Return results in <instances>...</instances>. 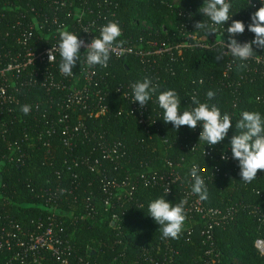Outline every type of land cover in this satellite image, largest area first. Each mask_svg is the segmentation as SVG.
<instances>
[{"label": "trees", "instance_id": "16d2710c", "mask_svg": "<svg viewBox=\"0 0 264 264\" xmlns=\"http://www.w3.org/2000/svg\"><path fill=\"white\" fill-rule=\"evenodd\" d=\"M13 1L22 8L7 9L5 17L0 18V62L6 60L8 51L10 56L19 52L15 43L19 32L16 24L20 23L21 14H29V4L40 3L39 0ZM229 2L233 19L224 26H214L217 35L212 34L214 39L208 45H201L198 40H185L183 33L206 35L193 26L203 21L211 24L199 11L204 0H178L175 4L164 0H108L107 9L98 6L96 0H76L74 5L85 13L84 19L104 13L108 22L119 24L122 35L118 44L122 41V46L147 50L150 42H158L171 46L172 51L155 58L135 54L119 60L110 58L107 71H101L109 72L106 77L110 84L109 110L105 116L88 118L89 135H76L73 149L65 147L56 135L49 148L25 147L29 156L24 165L17 167L5 162L0 167V229L5 227L8 231L16 224L30 234L38 230L40 223L46 228L53 218L63 230L66 245L71 246L69 259L73 264H80V259L89 264L202 262L209 245L203 242L205 222L198 215L185 209L186 220L179 238L164 239L160 226L147 213L149 203L156 198L164 197L173 205L183 199L184 191L191 189L190 170L195 162L204 170L200 173L203 179L206 178L205 204L224 210L235 208L224 226L214 231L216 251L223 255L226 264H264V257L255 248L256 239L264 237V224L259 220L264 211V170H259L257 178L246 184L241 181L238 161L221 158L228 151L231 154L230 138L236 133L235 123L242 112L255 111L264 117V64L256 58L263 51L253 46L256 53L247 61L235 60L229 54L220 62L215 60V54L225 50L220 42L227 41L226 29L233 20H240L246 26L245 32L236 37L238 41L255 38L247 30L251 22L248 0ZM261 6L264 3L260 2ZM21 22L25 24V18ZM241 63L246 66L239 68ZM145 76L158 85V92L175 90L181 100V112L195 106L191 98L196 96L201 102L215 104L222 114L228 113L233 126L225 140L209 146L199 142L202 125L195 130L182 126L178 131L173 125L165 124L155 95L145 111V118L152 117V121L142 124L128 115L129 101L116 87L119 83L128 87ZM208 91L215 93L211 100L207 98ZM20 95L22 102L15 113L2 118L9 123L10 133L0 135L1 154L9 153V141L24 131L44 129L56 117L54 107L46 102L53 94L44 87H25ZM22 105L31 106L28 115L20 110ZM99 140L120 142L121 152L104 159L103 148L97 144ZM96 160L99 165L94 172L90 166ZM216 168L219 172L214 173ZM162 175L173 178L177 175L179 179L169 183V191L162 182L153 184L146 179ZM127 179L135 185L132 197L126 195L127 188L104 189L106 183ZM107 198L111 205L105 204ZM114 215L120 217L119 226L113 225ZM8 244L13 247L8 249ZM65 247L62 253H68ZM20 250L16 239H0V264H23L22 260L13 258ZM58 262L47 253L40 264Z\"/></svg>", "mask_w": 264, "mask_h": 264}, {"label": "built area", "instance_id": "2783aa9c", "mask_svg": "<svg viewBox=\"0 0 264 264\" xmlns=\"http://www.w3.org/2000/svg\"><path fill=\"white\" fill-rule=\"evenodd\" d=\"M39 5L36 3L29 4V14H21V21L25 18V24L20 21L16 24L19 27V32L15 38V43L19 48V52L14 56H10L9 51L6 54V60L0 62V135L6 136L10 133V125L3 120L4 116H11L22 102L20 92L25 87L40 86L46 91L53 94L46 100L49 106L54 107L56 117L44 129L34 130L32 132H23L14 141H9V153L1 154L0 152V167L5 163L20 167L26 163L28 153L25 147H51L52 139L58 136L62 144L73 149L76 146L75 137L78 134L89 135L88 118H99L105 116L109 110L108 98L110 84L107 80L109 67L104 68L99 65L89 66L86 62V48H81V60L77 62L73 69L71 77L65 76L59 72V54H56V60L49 63L48 50L56 47L59 41L58 28L62 26L72 33L79 36L86 43H90L95 36L100 35L102 26L108 23V19L104 13H99L95 17L84 19V12L79 11V7L74 4L76 0H39ZM98 6L102 5L106 9L109 8L108 0H96ZM260 2L257 0H248L247 12L250 16L258 10ZM254 5V6H253ZM101 7V6H100ZM21 9L22 5L14 4L13 0H0V18L5 17L7 9ZM233 19L232 16H230ZM69 18V21H65ZM28 19V20H27ZM116 22V21H114ZM117 23V22H116ZM254 34V33H253ZM185 40H198L201 45L209 44L213 40V35L198 37L197 34H190L185 31L183 33ZM239 41V42H249ZM223 44V42H220ZM149 49L144 50L139 47L120 46L116 52L110 54V58L122 59L127 55L135 54L137 56L160 57L172 51V47L158 42H150ZM122 47V54L120 48ZM131 49V53H128ZM261 56H257V60L264 64V49ZM227 52L226 48L224 50ZM231 64H229L230 67ZM117 91L123 93V97L129 101V107L126 109L128 115L138 118V122L142 124L149 123L153 118H145L146 106L143 110L140 109L138 102L133 103L132 89L130 86L125 87L123 83H119L116 87ZM55 104V105H54ZM39 105V104H37ZM54 105V106H53ZM120 114L122 112H119ZM77 118H72L73 115ZM49 121V120H48ZM98 146L103 148V158L109 159L112 154L118 155L121 152L122 144L120 142L109 143L108 141H100ZM231 158L230 151L226 153ZM99 161L96 160L90 167L96 172ZM1 169V168H0ZM219 172L216 168L214 173ZM214 173L212 175H214ZM210 177V175L208 176ZM146 179L158 184L162 182L163 186L169 189V183H176L179 176L162 175L161 177L150 176ZM206 178H204V181ZM170 181V182H169ZM127 188V196L132 197L135 190V185L131 180L127 179L122 182L112 181L104 185V189ZM112 192H110L111 194ZM121 199L119 193H115ZM114 194V195H115ZM183 199H187L185 209L191 213L198 215L204 222L205 226L202 231L204 237L203 242L209 245L206 255L202 262L196 264H226L223 255L217 252L214 246V231L217 227H223V223L233 214L235 208L233 206L227 209L208 207L204 201L199 199L197 194H193L191 189H187L183 193ZM106 205H111V200H105ZM259 220L264 224V211L260 213ZM120 217L113 216V225L119 226ZM62 229L53 218H50L46 228L43 223L38 225V230L28 234L19 225H12L11 230H6L5 227L0 229V239H16L21 248L20 251L14 253L13 258L22 260L23 264H40L46 258V254L59 260V264H73L69 259L71 253L70 245H66V240L62 237ZM28 240H23L22 238ZM9 243V240H6ZM10 244V243H9ZM8 244V245H9ZM63 246L68 253H62ZM13 247L8 246V249ZM255 248L260 256L264 257V237H259L255 241ZM66 257L62 258V255ZM80 264H89V261L80 259Z\"/></svg>", "mask_w": 264, "mask_h": 264}, {"label": "clouds", "instance_id": "9594fccd", "mask_svg": "<svg viewBox=\"0 0 264 264\" xmlns=\"http://www.w3.org/2000/svg\"><path fill=\"white\" fill-rule=\"evenodd\" d=\"M250 2V0H249ZM264 3V0H262ZM254 6V5H253ZM232 4L229 0H204L203 6L199 9L201 13L208 17L211 24L195 22L194 28L197 31H204L207 36L216 34V25H225L230 17ZM245 23L240 20H233L226 29L227 41L223 39V48L235 60L247 61L254 56L253 46L256 49H264V6H261L251 14V22L247 25V30L254 33L255 38L249 42H239L236 37L245 32ZM59 33L58 45L48 50V60L52 63L59 54V72L71 77L77 62L81 60V48H86V62L89 66L99 65L107 68L110 54L116 52L123 42L118 44V38L122 35L118 23L109 21L101 27L100 35L95 36L90 43L80 39L78 35L67 30L63 26L57 29ZM131 53V49L127 50ZM122 47L120 54H122ZM224 51L215 54V60L220 62L224 59ZM246 65L241 63L239 68ZM133 95V103L138 102L141 110L149 104L155 95L156 102L163 110V121L165 124L173 125L178 131L182 126L195 130L198 125H202L199 134V142L206 145L215 146L228 136L229 130L233 126V121L228 113H221L215 105L201 102L193 96L192 103L195 105L190 110L180 111L181 100L175 90L158 92V85L153 83L150 77H143L141 80L130 85ZM215 93L207 92L208 100L213 99ZM259 99V98H257ZM25 115L31 111L30 105H22L20 109ZM236 133L230 138L231 159L238 161L240 169L239 175L244 183H251L257 178L259 170H264V117L259 112L244 111L241 118L235 123ZM195 148V147H194ZM194 148L192 150H194ZM228 160L227 154L221 157ZM203 169L195 162L190 170V187L193 194H197L201 201L208 199V189L200 174ZM169 191V190H167ZM187 199H182L178 204L173 205L164 197H159L151 201L148 205L147 213L153 218L159 227L162 238L178 239L183 230L186 220L185 205Z\"/></svg>", "mask_w": 264, "mask_h": 264}, {"label": "rangeland", "instance_id": "374dc122", "mask_svg": "<svg viewBox=\"0 0 264 264\" xmlns=\"http://www.w3.org/2000/svg\"><path fill=\"white\" fill-rule=\"evenodd\" d=\"M164 1L169 2L171 4H175V3H177L178 0H164Z\"/></svg>", "mask_w": 264, "mask_h": 264}]
</instances>
